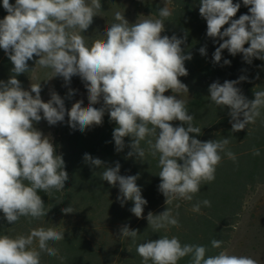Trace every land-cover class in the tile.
Here are the masks:
<instances>
[{
	"label": "clouds",
	"instance_id": "obj_1",
	"mask_svg": "<svg viewBox=\"0 0 264 264\" xmlns=\"http://www.w3.org/2000/svg\"><path fill=\"white\" fill-rule=\"evenodd\" d=\"M249 14L233 19L241 7L233 0H200L199 13L207 23V37L218 43L213 62L219 63L223 50L235 56L243 54L246 63L253 58L264 61V0H242ZM7 15L0 19V48L8 55L13 75L0 81V212L9 224L24 217L41 220L50 209L38 192L61 191L69 175L62 154L50 136H45L35 125L42 119L50 126L67 123L74 130L84 132L103 123L105 112L115 123L112 137L115 151L126 147V158L135 157L144 162L146 155L158 158L160 183L158 190L165 197L166 209L147 214L148 228L167 233L179 227V212L171 207L175 201H192L203 184L215 180L222 159L236 162L237 156L228 145L230 138L201 141L196 136L201 128L195 126L194 116L186 102L178 97L188 93V87L179 77L188 75L185 61L191 60L182 45L183 37L162 35L173 11L165 4L158 7L156 18H145L129 23L120 12L114 13L116 23L107 27L100 38L89 45L82 34L93 23L101 10V0H2ZM224 27L225 25H229ZM223 29V31H222ZM222 41V42H220ZM248 45L245 47V45ZM206 55V46L199 49ZM39 57L36 65L51 69V78L62 77L67 85L73 76H79L87 89L88 106L83 100L65 108L64 99L55 91L44 102L40 83H31L24 90L16 76L29 72L28 61ZM225 65L231 61L225 59ZM34 69L31 70V72ZM258 78V77H257ZM213 82L208 88L210 101L229 109L231 131L244 130L254 124L264 109V90L254 91L249 100L237 85L246 80ZM171 90V95H165ZM70 89L68 97L74 95ZM34 94V95H33ZM101 104V107H94ZM42 113V115H41ZM179 121L174 126L173 122ZM223 154V155H222ZM253 155H261L253 149ZM85 163L102 171L94 172L102 181L119 188L117 200L121 206L133 202L130 212L143 218L147 200L137 185L139 174H120L121 165L109 166L99 158L85 153ZM210 207L204 199L193 204L192 211ZM178 209L179 204H175ZM65 214L75 210L68 206ZM64 227H37L27 234L0 235V264H41L42 254L58 257L59 252L49 242L64 240ZM119 238L131 239L142 264H178L189 257V264H258L257 260L221 250L207 255L204 245L182 244L177 236L161 235L159 239L137 244L139 230L127 224L119 229ZM224 241L211 240L213 249H221Z\"/></svg>",
	"mask_w": 264,
	"mask_h": 264
},
{
	"label": "trees",
	"instance_id": "obj_2",
	"mask_svg": "<svg viewBox=\"0 0 264 264\" xmlns=\"http://www.w3.org/2000/svg\"><path fill=\"white\" fill-rule=\"evenodd\" d=\"M241 7L233 19L240 15L249 14L248 7L242 0H233ZM14 4L15 0H10ZM173 16L165 24L162 35L183 37L187 31L186 43L182 45L185 54L189 52L192 59L185 61L188 75L179 77L188 87L190 100L186 102L189 113L194 116V125L201 128V134L196 136L201 141L230 138L228 148L237 156L236 162L224 157L217 167L215 180L203 184L201 190L192 201L179 200L171 206L174 213L179 212V227H172L165 233L153 232L148 228L147 214H159L166 209L165 197L158 190L160 169L157 167L158 158L146 155L144 162L135 157L126 158L127 147L131 138L125 137L123 151H115L112 137L115 123L110 121L107 112L103 123L92 126L84 132L69 127L67 120L57 127L52 143L56 153L62 154L65 170L69 179L61 191L51 193L38 192L46 208H52L41 220H29L21 217L15 224H9L0 212V235L27 234L30 229L54 226L64 227V240L49 242L50 246L58 249V257L46 254L41 256V264H142L141 257L135 251L131 239L119 238V229L127 224L131 229L139 230L137 244L150 239H159L161 235L177 236L182 244L204 245L209 250L207 255H216L229 247L234 229L243 214L247 197L259 186L264 184V109L254 124H249L244 130L233 133L231 131L229 109L214 105L209 99L208 88L211 83L219 81L221 84L228 80H238L245 76L237 87L249 100L254 99V91L264 90V61L253 58L251 64L243 59V54L231 55L227 49L222 52L219 63L213 62V53L218 43L207 37V23L199 13L200 0H169ZM160 4L145 5L146 13L156 18ZM7 15L0 0V19ZM225 25L224 27H228ZM223 31V29H222ZM222 42V41H220ZM206 46V55H201L199 49ZM248 45L246 44L245 47ZM33 57L28 61L29 72L20 74L16 78L21 82L24 90L30 86L37 68ZM231 61L225 65L223 61ZM8 55L0 48V81H5L13 75V68ZM34 69L32 72L31 70ZM258 77V78H257ZM94 107H101L96 104ZM179 121L173 122L174 126ZM259 149L261 155L254 156L253 149ZM90 154L99 158L109 166L121 165L120 174L124 176L137 175V185L142 190V197L147 200L144 206L143 218L135 217L130 209L132 201L121 206L117 200L118 186L113 187L102 181L94 172L102 171L85 163L83 156ZM223 155V154H222ZM208 199L210 207H201L199 213L192 211L193 204ZM179 204V208L175 204ZM71 206L75 211L65 214L62 209ZM224 241L221 249H213L211 240ZM190 258L185 257L178 264H189ZM151 264V262H149Z\"/></svg>",
	"mask_w": 264,
	"mask_h": 264
},
{
	"label": "rangeland",
	"instance_id": "obj_3",
	"mask_svg": "<svg viewBox=\"0 0 264 264\" xmlns=\"http://www.w3.org/2000/svg\"><path fill=\"white\" fill-rule=\"evenodd\" d=\"M154 3L162 6L167 4L170 7L169 0H101V10L93 18V23L88 30L82 34L90 45L93 40L100 38V34H103L107 27L117 22L114 18L116 11H120L130 24L140 19L155 18L144 10L145 5ZM31 83H40L42 89L40 95L44 102H47L50 99V93L55 91L64 99L65 108L68 110L79 100H83V107L88 106L87 89L79 76H73L70 83L66 85L62 77L51 78V69L37 65ZM30 86L27 89L29 91ZM70 89L75 90L71 98L67 95ZM171 94V90L165 93V95ZM178 97L185 102L190 100L189 93H180ZM67 119L66 115L65 120ZM59 124L50 126L46 120L42 119L35 127L45 136L53 139ZM227 252L248 256L257 260L258 264H264V184L247 197L243 214L234 229Z\"/></svg>",
	"mask_w": 264,
	"mask_h": 264
}]
</instances>
